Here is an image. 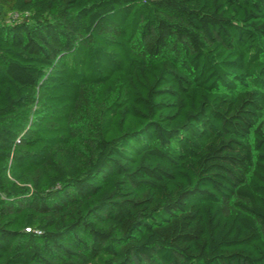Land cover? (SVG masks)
<instances>
[{
    "label": "trees",
    "instance_id": "trees-1",
    "mask_svg": "<svg viewBox=\"0 0 264 264\" xmlns=\"http://www.w3.org/2000/svg\"><path fill=\"white\" fill-rule=\"evenodd\" d=\"M0 264H264V0H0Z\"/></svg>",
    "mask_w": 264,
    "mask_h": 264
}]
</instances>
